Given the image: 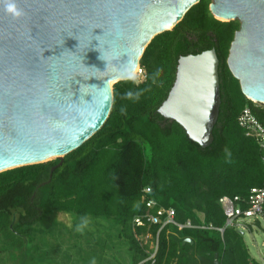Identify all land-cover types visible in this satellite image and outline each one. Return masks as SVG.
Wrapping results in <instances>:
<instances>
[{"label": "trees", "instance_id": "1", "mask_svg": "<svg viewBox=\"0 0 264 264\" xmlns=\"http://www.w3.org/2000/svg\"><path fill=\"white\" fill-rule=\"evenodd\" d=\"M210 4L201 0L173 31L151 42L140 60L144 81L114 86L109 119L64 158L61 168L52 174L60 163L55 160L0 174V220L12 224L7 234L50 233L61 214L78 220L112 219L129 245L132 264H153L147 261L152 252L147 253L142 240L148 233L157 237L160 227L133 225L136 217L153 213L147 201L173 209L179 224L222 229L226 217L220 199L247 200L252 189H264L263 153L238 125L246 108L264 125V106L245 98L227 64L240 24L216 20ZM213 49L220 62L221 107L213 143L203 149L158 110L175 84L180 59ZM129 91L141 93L139 100L125 98ZM146 189L151 193L144 201ZM186 240L193 243L184 244ZM216 256L219 264H261L251 257L236 228L222 235L174 226L160 232L154 264H215Z\"/></svg>", "mask_w": 264, "mask_h": 264}, {"label": "water", "instance_id": "2", "mask_svg": "<svg viewBox=\"0 0 264 264\" xmlns=\"http://www.w3.org/2000/svg\"><path fill=\"white\" fill-rule=\"evenodd\" d=\"M17 2L19 20L0 6V174L55 160L52 174L61 168L109 119L114 86L129 81L151 42L201 0ZM209 10L240 24L227 64L245 98L264 106V0H211ZM219 65L214 49L181 58L158 110L203 149L220 113Z\"/></svg>", "mask_w": 264, "mask_h": 264}, {"label": "rangeland", "instance_id": "3", "mask_svg": "<svg viewBox=\"0 0 264 264\" xmlns=\"http://www.w3.org/2000/svg\"><path fill=\"white\" fill-rule=\"evenodd\" d=\"M211 1V0H210ZM140 83L144 78H132ZM239 222V231L253 259L264 264V217ZM0 220V264H132V253L119 237L120 229L112 219L78 220L74 215H59V224L50 233L33 236L7 230L12 227ZM147 253L153 239L144 236Z\"/></svg>", "mask_w": 264, "mask_h": 264}, {"label": "built area", "instance_id": "4", "mask_svg": "<svg viewBox=\"0 0 264 264\" xmlns=\"http://www.w3.org/2000/svg\"><path fill=\"white\" fill-rule=\"evenodd\" d=\"M137 78H145L144 70L139 66L136 72ZM258 105L256 103H253ZM238 125L243 129L247 137L253 139L258 145L259 149L263 153V164H264V125L258 121V119L252 113L250 108L244 109L238 118ZM143 200L151 193L150 189H146L144 192ZM224 215L226 217L225 227L222 229L214 228L213 226L199 225L195 226L191 222L185 224H179L176 222V213L173 209H165L158 207L155 201H147L146 206L149 210L153 211L151 214L138 216L133 220L134 228H145L151 226H159L160 230L157 237H152L151 234H147V238L153 239V247L151 248L152 254L147 261L155 263V257L158 252L159 247V234L160 232L168 226H174L179 230L192 229V230H216L222 235L227 228H240V220H256L259 217H264V189H252L247 200H243L239 197L229 198L223 197L219 201ZM246 205L244 208L242 205ZM144 240V238H143Z\"/></svg>", "mask_w": 264, "mask_h": 264}, {"label": "clouds", "instance_id": "5", "mask_svg": "<svg viewBox=\"0 0 264 264\" xmlns=\"http://www.w3.org/2000/svg\"><path fill=\"white\" fill-rule=\"evenodd\" d=\"M0 6L3 7L5 15L9 16L12 20H19L25 15L17 0H0ZM140 95L141 93L129 91L125 93V98L139 100Z\"/></svg>", "mask_w": 264, "mask_h": 264}, {"label": "bare ground", "instance_id": "6", "mask_svg": "<svg viewBox=\"0 0 264 264\" xmlns=\"http://www.w3.org/2000/svg\"><path fill=\"white\" fill-rule=\"evenodd\" d=\"M136 72L131 75L130 80H132V78H134L136 76Z\"/></svg>", "mask_w": 264, "mask_h": 264}]
</instances>
